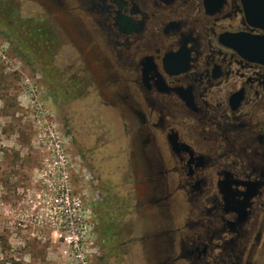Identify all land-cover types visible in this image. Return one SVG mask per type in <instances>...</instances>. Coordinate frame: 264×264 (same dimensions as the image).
Returning a JSON list of instances; mask_svg holds the SVG:
<instances>
[{
  "label": "flooded vegetation",
  "instance_id": "1",
  "mask_svg": "<svg viewBox=\"0 0 264 264\" xmlns=\"http://www.w3.org/2000/svg\"><path fill=\"white\" fill-rule=\"evenodd\" d=\"M50 1L84 26L137 123L160 215L142 239L168 264H261L264 66L220 43L262 33L242 0Z\"/></svg>",
  "mask_w": 264,
  "mask_h": 264
},
{
  "label": "rangeland",
  "instance_id": "2",
  "mask_svg": "<svg viewBox=\"0 0 264 264\" xmlns=\"http://www.w3.org/2000/svg\"><path fill=\"white\" fill-rule=\"evenodd\" d=\"M8 1L21 18L57 28L58 42H35L31 52L58 46L47 70L0 23V264H168L155 238L142 239L158 223L150 203L159 193L109 65L67 5L0 0ZM61 171L81 201V229L55 201Z\"/></svg>",
  "mask_w": 264,
  "mask_h": 264
},
{
  "label": "trees",
  "instance_id": "3",
  "mask_svg": "<svg viewBox=\"0 0 264 264\" xmlns=\"http://www.w3.org/2000/svg\"><path fill=\"white\" fill-rule=\"evenodd\" d=\"M3 3L6 5V7L4 10L0 11V23H2L3 27L10 32L11 36L15 37L16 40L19 41L24 49H29V51L31 52V45H33V43L35 42L41 43L42 45H44V42L47 43L50 40H57L58 42L56 34L57 28L46 18H21L18 14L17 7L11 5L9 1L0 2V4ZM48 46L50 47V45ZM57 46L58 43L54 46L52 45L50 48L48 47V51L46 50L48 52L46 56L44 55V52L31 53L48 70V68L52 66ZM72 90L73 89H71L70 91L72 92Z\"/></svg>",
  "mask_w": 264,
  "mask_h": 264
},
{
  "label": "water",
  "instance_id": "4",
  "mask_svg": "<svg viewBox=\"0 0 264 264\" xmlns=\"http://www.w3.org/2000/svg\"><path fill=\"white\" fill-rule=\"evenodd\" d=\"M242 3L247 23L262 33H227L220 38V43L246 60L264 66V0H242Z\"/></svg>",
  "mask_w": 264,
  "mask_h": 264
},
{
  "label": "built area",
  "instance_id": "5",
  "mask_svg": "<svg viewBox=\"0 0 264 264\" xmlns=\"http://www.w3.org/2000/svg\"><path fill=\"white\" fill-rule=\"evenodd\" d=\"M56 152L58 153V156L60 158V164L63 162L61 160H64V156L62 154V151L60 149V145H56ZM61 174L63 175V183L58 188L60 190V195L58 198H55L56 202H59L61 205L64 206L63 212L67 213L68 217H70V224L73 226V223L78 225V229L82 228V225H84L85 220L83 219V211H82V204L78 197L73 196L70 193V189L67 185V176L65 175V172L61 171ZM61 175V176H62ZM71 237H66L67 242H72ZM78 239V237H77ZM75 244H77V241H74Z\"/></svg>",
  "mask_w": 264,
  "mask_h": 264
}]
</instances>
